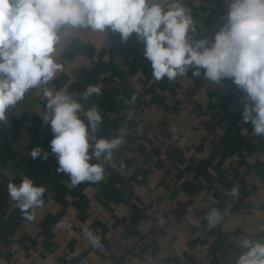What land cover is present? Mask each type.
I'll return each mask as SVG.
<instances>
[{
    "label": "crops",
    "instance_id": "crops-1",
    "mask_svg": "<svg viewBox=\"0 0 264 264\" xmlns=\"http://www.w3.org/2000/svg\"><path fill=\"white\" fill-rule=\"evenodd\" d=\"M184 3L196 21L193 39L212 42L225 14L205 0ZM143 50L135 34L124 43L110 30L72 29L57 45L63 70L49 86L74 93L90 84L101 88V96L85 103L101 111L98 138L117 135L124 110L147 101L173 110L180 95L195 102L213 138L191 145L173 138L170 127L132 121L127 143L114 155L117 168L106 164L103 181L71 187L51 155L42 88L29 90L0 123V264H236L246 251L239 240L264 239V137L242 120L244 93L231 80L216 84L191 70L156 81ZM36 146L47 160L31 158ZM24 176L47 188L44 206L30 210L31 221L7 190ZM233 187L236 196L228 195ZM213 207L227 215L209 230L205 216ZM85 228L103 248L91 246Z\"/></svg>",
    "mask_w": 264,
    "mask_h": 264
},
{
    "label": "clouds",
    "instance_id": "clouds-1",
    "mask_svg": "<svg viewBox=\"0 0 264 264\" xmlns=\"http://www.w3.org/2000/svg\"><path fill=\"white\" fill-rule=\"evenodd\" d=\"M224 23L215 33L194 40L196 21L184 0H0V123L31 89L42 88L46 99L43 121L51 128V155L56 172L69 177L71 187L84 182L99 183L105 178L106 164L114 169V155L127 143L126 124L134 116L129 108L125 124L112 138L99 137L103 117L95 103L85 107L99 86L88 85L83 92L54 90L49 86L63 70L57 62L59 42L72 29L119 33L126 43L135 34L144 45L156 81L193 77L219 84L231 82L244 93L241 113L255 136L264 137V0H226ZM203 70V72H202ZM79 96V99L76 97ZM137 97L127 101L134 105ZM32 159H48L40 146L30 151ZM92 161H95L93 163ZM121 163L117 170L123 171ZM9 197L27 220L45 204L47 188L24 176L19 185L8 183ZM233 187L228 195L236 196ZM227 215L213 207L205 216L207 228H216ZM163 223V221H161ZM93 248H103L100 237L83 230ZM245 249L236 264H264V239L245 236L238 241Z\"/></svg>",
    "mask_w": 264,
    "mask_h": 264
},
{
    "label": "built area",
    "instance_id": "built-area-1",
    "mask_svg": "<svg viewBox=\"0 0 264 264\" xmlns=\"http://www.w3.org/2000/svg\"><path fill=\"white\" fill-rule=\"evenodd\" d=\"M205 1L212 4L218 11L226 14V0ZM177 102V111L151 101H147L139 107H133L135 109L134 116L127 121L126 125L134 121L151 129L170 127L173 131V138L179 137L182 141L196 146L207 144L213 137L205 130L204 116L199 112L195 102L186 95H180ZM127 111L128 109L123 111L124 123L127 119Z\"/></svg>",
    "mask_w": 264,
    "mask_h": 264
},
{
    "label": "water",
    "instance_id": "water-1",
    "mask_svg": "<svg viewBox=\"0 0 264 264\" xmlns=\"http://www.w3.org/2000/svg\"><path fill=\"white\" fill-rule=\"evenodd\" d=\"M173 111H177V107L173 109Z\"/></svg>",
    "mask_w": 264,
    "mask_h": 264
}]
</instances>
